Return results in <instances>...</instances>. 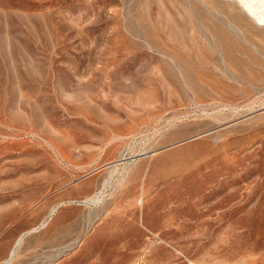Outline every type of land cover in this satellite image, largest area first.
<instances>
[{
  "label": "rangeland",
  "instance_id": "rangeland-1",
  "mask_svg": "<svg viewBox=\"0 0 264 264\" xmlns=\"http://www.w3.org/2000/svg\"><path fill=\"white\" fill-rule=\"evenodd\" d=\"M3 239L0 264H264V0H0Z\"/></svg>",
  "mask_w": 264,
  "mask_h": 264
},
{
  "label": "bare ground",
  "instance_id": "bare-ground-1",
  "mask_svg": "<svg viewBox=\"0 0 264 264\" xmlns=\"http://www.w3.org/2000/svg\"><path fill=\"white\" fill-rule=\"evenodd\" d=\"M125 170H127V169H125ZM123 174H124V171H123ZM130 176H131V173L130 172H127L125 175H122L121 174V179L123 180V182H124V180H128L129 178H130ZM146 183H144L143 184V187H142V194H143V196L145 195V194H147L148 192H149V186H147V185H145ZM147 186V187H146ZM141 194V195H142ZM128 195L129 196H131L130 194H129V192H128ZM97 198V197H96ZM88 200H90V201H88ZM85 203L88 205L90 202H94V203H96V202H99L97 199H92L91 200V198L90 199H88ZM140 204L143 206V210H144V203H143V199L140 201ZM127 205V204H126ZM129 205H131V204H129ZM146 208V207H145ZM58 209V208H57ZM20 211V210H19ZM57 210H56V207L55 208H53L52 210H51V212H50V214H49V216H48V219H46L39 227H36V228H34L33 227V229L32 230H30L29 232H27V234H32V233H37L39 230H41V229H43V228H45L47 225H48V220H50L49 218H50V216H52L55 212H56ZM145 211V210H144ZM144 214V213H143ZM17 216V215H16ZM135 216V215H134ZM22 228V227H21ZM17 229V228H16ZM19 229V228H18ZM17 229V230H18ZM15 232V231H14ZM17 232V231H16ZM120 233H122V232H120ZM124 233V232H123ZM123 233L121 234V235H123ZM11 235L13 234V232L12 233H10ZM111 234V233H110ZM25 235V234H24ZM24 235L23 236H20V238H18V240H17V243L18 242H20V239L21 238H23L24 237ZM112 235H113V233H112ZM115 235V234H114ZM109 237V236H108ZM107 237V238H108ZM110 243H112V242H109V244ZM19 244V243H18ZM9 245H10V240L9 239H3L1 242H0V253H2V252H5L6 250H7V248L9 247ZM19 246V245H18ZM17 246V247H18ZM16 247V248H17ZM16 253V251H11L10 252V254H14V253ZM15 255V254H14Z\"/></svg>",
  "mask_w": 264,
  "mask_h": 264
}]
</instances>
